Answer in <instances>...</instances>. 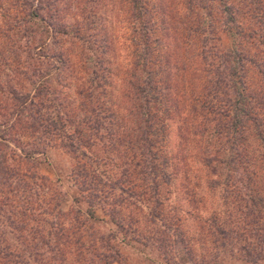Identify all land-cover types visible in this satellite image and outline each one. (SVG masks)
Segmentation results:
<instances>
[{"label": "trees", "instance_id": "obj_1", "mask_svg": "<svg viewBox=\"0 0 264 264\" xmlns=\"http://www.w3.org/2000/svg\"><path fill=\"white\" fill-rule=\"evenodd\" d=\"M117 2L123 47L108 31L86 33L85 17L75 26L59 13L29 17L40 29L34 54L43 82L50 68L62 77V91L48 87L54 113L42 93L30 98L43 108L37 131L61 139L75 161L77 203L89 207L75 226L95 237L73 242L60 180L27 169L37 144L8 145L0 155V264H110L121 257L113 242L160 245L170 231V259L181 244L180 258L192 264H220L224 253L264 264V0ZM70 81L75 96L67 98ZM97 208L115 230L93 229ZM193 216L200 230L189 237Z\"/></svg>", "mask_w": 264, "mask_h": 264}, {"label": "rangeland", "instance_id": "obj_2", "mask_svg": "<svg viewBox=\"0 0 264 264\" xmlns=\"http://www.w3.org/2000/svg\"><path fill=\"white\" fill-rule=\"evenodd\" d=\"M34 13L36 16H45L46 19L50 14L59 13L62 16V23L67 25L70 23V26H75L77 21L85 17L91 22L89 26H86L88 28L83 27L87 30L86 33H98V37L101 38L103 33L108 31L110 37L114 38L116 47H123L128 42L126 34H124V30L119 23L120 13H118L117 0H79L77 3L73 1L71 5L66 6L63 4V0H0V155H2V151L7 152V155L10 154V149L7 150L6 147L8 145L12 149L19 150L22 143H36V147L32 148L34 160L31 161L27 169H33V171L53 180H60L59 186H57L63 196L61 208L68 213L66 217L73 222L74 226L73 232L75 234L72 240L74 242L85 236L88 237L86 241H90L95 236L88 229L89 226L85 230L82 227L75 226L77 221L82 222L88 218L86 213L89 211L87 203H77L80 194L70 176L75 161L61 147L59 142L61 139L53 138V135H44L41 130L37 131L42 125L37 111L43 110V108L39 105L38 98H36L34 105L30 104V98L42 93L41 98L47 97V100H44L47 104L44 109L54 113V109L50 108L52 104L48 102V99L53 98L48 92V87L51 83H55L53 87L57 88L58 91H62L61 85L57 84V81L62 77L57 74L54 68L47 69V71L51 70V75L54 74L53 77L47 78L43 82L40 76L42 75L38 70L40 62L37 61L34 54V49L39 45L38 32L40 29L34 26L33 23H29V17L31 19V15ZM47 43L49 47L46 51H49L51 47L53 48L52 41H47ZM230 44L231 41L227 38L222 40L223 48L228 49ZM65 46L71 48L74 54L78 51L75 40H70ZM88 47L94 49L96 46L92 43L84 44L83 52L88 53ZM35 52L38 51L35 49ZM42 60L43 58L40 59L41 62ZM41 83L43 85L39 87ZM74 84L73 81H70L68 86L71 90L64 91L67 98L68 96H75ZM66 94H63L62 97L64 98ZM42 141L45 145L42 144ZM37 149H42L41 152H44V154L35 155ZM174 201H172V205L175 207L176 203ZM79 209L82 210L81 214L77 212ZM185 222L189 237L195 236L197 231L200 230L198 228L199 221L196 218L194 219L193 216L188 217ZM89 223L93 229H97L102 233L108 234L110 230H115V226L108 215L100 208L95 209V216L90 218ZM168 234L170 235L164 238L166 242H161L160 245H156L154 240L150 243L141 241L143 245L135 243V241L122 245L120 241L113 242L111 248L113 247L114 250L112 251L115 253L119 251L121 257L120 261L110 264H192L180 258L183 255L181 244L175 247L177 258H169L172 254L171 250L167 251L164 247L171 245L172 248L173 231ZM144 243L148 245L144 246ZM207 245L208 243H205L200 251L205 249ZM66 251L72 252L73 257L77 254L80 256L77 247L67 248ZM220 264L244 263L224 253L220 258Z\"/></svg>", "mask_w": 264, "mask_h": 264}]
</instances>
